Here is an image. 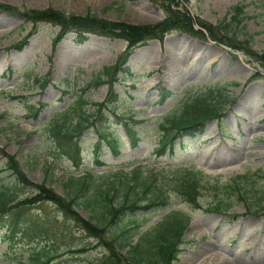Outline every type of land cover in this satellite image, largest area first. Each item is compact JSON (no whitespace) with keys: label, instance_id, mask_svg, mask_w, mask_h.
<instances>
[{"label":"rangeland","instance_id":"1","mask_svg":"<svg viewBox=\"0 0 264 264\" xmlns=\"http://www.w3.org/2000/svg\"><path fill=\"white\" fill-rule=\"evenodd\" d=\"M0 3L20 11L50 8L67 15L90 14L140 26L155 25L165 18V12L151 0H0ZM237 6L244 7L242 25L232 22L225 28ZM187 7L193 17L213 26L222 25L221 31L229 40L248 50L238 56L209 37L202 40L180 32L168 34L162 43L154 40L139 48L127 64L131 70L128 78L119 75L120 81L114 84L120 98L116 114L106 110L107 119H93L107 136L118 138L122 144L119 153L115 154L103 142L98 164L95 153L98 127L89 125L81 137L80 166L55 151L56 145L47 131L56 121L61 123L80 95L92 103L105 101L108 85L88 90L87 85L106 67L116 65L127 48L126 42L91 35L86 43L78 44L76 35L69 34L54 47L59 27L41 24L35 30L21 15L0 11V116L3 117L0 191L7 188L15 192L16 202H20L37 194L36 186L46 182L57 195L68 200L83 188L81 179L92 172L93 179L87 181L84 194L86 199L80 200V206L76 207L82 218L89 219L93 208H86V203L91 204L98 192L118 190L115 204L119 205L128 192L127 185H134L133 178L138 172L139 186L130 197L135 193L146 195L148 199L141 202L144 207L160 189L168 197L169 205L146 216L139 212L136 219H148V223L132 233L134 243L176 211L189 217L190 224L182 253L174 264H264V204L258 202L264 195V80L254 78L258 72L264 77V70L245 53H264V0H191ZM222 87H227L232 101L225 108L226 117L209 123L203 135L178 141L173 152L164 150L159 154L162 121L177 115L188 97ZM162 90L173 94L164 104L160 102ZM85 111L89 116L96 115L91 104ZM119 117L140 123L133 124L141 140L136 148L131 147ZM77 121L71 117L70 126ZM3 149L17 156L20 168L32 184L30 187L21 189L6 169ZM186 171L195 173L206 187L201 190L199 209L177 191ZM234 182L240 185V191L233 194L230 208L226 212L212 211L211 204L227 199L223 187ZM92 207L100 216L101 210L94 203ZM22 208V229L30 228V221H38L46 231L45 237L24 238L11 248L5 239L7 224H1L0 264H32L33 253L40 249L51 252L52 264H96L109 255L103 242L109 243L108 236L100 239L89 236L55 205ZM11 217L4 221L9 222ZM133 219L110 228V236L132 228ZM141 245L149 246L146 242Z\"/></svg>","mask_w":264,"mask_h":264},{"label":"trees","instance_id":"2","mask_svg":"<svg viewBox=\"0 0 264 264\" xmlns=\"http://www.w3.org/2000/svg\"><path fill=\"white\" fill-rule=\"evenodd\" d=\"M151 1L161 7L165 12V18L155 25L148 26L107 21L90 14L83 17L74 14L67 15L64 12L50 8L46 10L20 11L14 7L0 3L1 11L21 15L26 23L33 25L35 30H37L40 24L44 23L59 27L57 37L53 41L54 47H57L71 33L76 35V42L79 44H84L89 39L88 35L119 39L127 43V48L118 58L116 65L106 67L101 74L93 78L87 85V90L102 84L108 85V94L105 101L102 103H92L85 95H80L74 105L64 114L61 123L56 121L47 131L49 138L56 145L55 151L60 155L69 157L76 166L83 164L81 137L84 134L86 126L91 125V127L97 128L98 126L93 119L98 121L107 119L104 113L106 110L116 114L120 98L114 91V84L120 81L118 80L119 75H122V79L128 78L130 68L126 64L140 47L147 45L149 41L153 40L162 43L168 34L174 32L206 40V35L203 32L205 31L213 41L219 44L227 45L236 51L248 50L239 44L233 43L221 31V28L231 26L232 22H236L237 26L242 25L244 20V17H242L243 6L235 7L230 21L222 27V25L213 26L198 17H193L187 7L191 0ZM196 26L200 27L203 31L196 30ZM18 48H21V45ZM245 53L249 57L255 58L264 69V53L259 54L250 51H246ZM254 78L263 77L257 73L254 75ZM85 92L86 90L82 93ZM171 96L170 92L163 91L161 103H164ZM231 102L227 87L209 89L205 93L196 94L185 99L181 104L178 114L166 117L160 125L163 132L161 141L162 150L168 149L172 151L174 142L178 139L185 137L194 138L197 135H202L207 123L214 120L219 121L225 117V107L231 105ZM90 104L96 109V115L89 116L86 114L85 108ZM71 117H76L78 120L73 126L69 124ZM1 118L3 117L0 116ZM121 121L123 122L130 144L135 147L140 141L139 132L136 130V125L140 123L133 121V119L130 122H126L124 118H121ZM97 133L99 141L95 146V153L96 161L99 164L98 158L103 147V142H106L116 153L119 151L120 144L118 138L107 136L99 127L97 128ZM1 152L7 160L6 169L15 178L18 185L22 186L21 189L30 187L32 184L20 168L16 155H9L4 149ZM241 178L247 179L246 177ZM92 179V173L85 175L81 179L84 180L82 183L83 188L68 200L57 195L52 188L47 186L46 182L40 186H36L38 189L37 194L20 202H16L17 195L15 192H11L7 188L0 191V225L7 224L8 235L5 239L10 242L11 248L18 244V240L14 241V238L17 236L22 239H20V242H23L24 238H42L46 234V231L42 229V224H39L38 221L37 223L30 221L28 223L30 228L22 229V207L53 204L62 211L65 217L73 221L75 225L79 226L89 236L98 239L108 236L109 243L103 242L107 244L110 253L96 264H173V262L178 260V256L181 253L180 246L183 244V237L189 227L190 219L177 212L173 213L167 221L153 232L139 236V240L136 243L132 241L134 238L132 233L142 229L143 225L148 222L147 219L141 221L136 219L139 212L143 211L146 216L154 208L165 207L168 204V198L162 190L158 189L155 192V196L148 200V204L142 207L141 202L148 199L146 195L135 193L134 197H130V193L135 191L139 186L137 181L138 172H136L133 178L134 185H127L128 192L119 205L115 204L119 193L118 190H114V192H98L95 199L91 200V204H85L86 208H93V216L89 219H84L78 214L76 207L80 206V200L86 199V195L84 194L88 188L87 181ZM203 188L205 189L206 187L202 185V182L195 173H187L185 177L180 179L177 191L196 208H201L199 199L202 196L201 190ZM223 189L228 194L227 199L211 204V210L216 212L227 211L232 205L231 198L233 194L240 191V185L234 182L231 185L223 187ZM240 198L243 197L241 196ZM258 202L264 204V195L258 198ZM93 203L101 210L100 216H98L99 213L95 212V207H92ZM10 216H12L10 221L5 222V218L9 219ZM128 218H134L130 221L132 228L123 230L119 235L110 236L109 229L120 227L125 219ZM141 241L148 243L149 246L143 247ZM32 261V264H52L53 256L51 252L40 249L33 253Z\"/></svg>","mask_w":264,"mask_h":264}]
</instances>
